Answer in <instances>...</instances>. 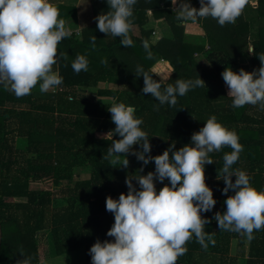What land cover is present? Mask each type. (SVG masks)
I'll return each instance as SVG.
<instances>
[{"label": "trees", "instance_id": "16d2710c", "mask_svg": "<svg viewBox=\"0 0 264 264\" xmlns=\"http://www.w3.org/2000/svg\"><path fill=\"white\" fill-rule=\"evenodd\" d=\"M188 2L200 7L199 0ZM52 5L58 9L59 19L77 15L74 6ZM91 7L92 23L82 26L79 36L72 31L58 44L52 71L63 82L53 93L34 90L38 83L31 94L17 98L0 85V264L25 259L38 264L39 238L44 233L50 236L53 255L84 248L85 264H92L89 249L97 239L114 241L106 235L114 224V214L106 210V198L127 194L126 177L154 172L155 164L150 162L140 172L142 162L131 153L121 156L116 164L102 159L112 139L120 138L111 133L105 136L115 128L108 111L113 104L135 108L151 156L163 154L173 142L176 150L190 144L191 135L215 116L218 123L238 135L243 146L232 168L245 171L251 185L264 191V110L259 104L233 108L221 75L226 68L238 73L261 66L257 55L264 54V0H249L236 22L224 26L211 17L183 26L175 19L171 0H136L129 19L137 26L138 35L129 32L133 45L127 48L120 44V37L97 28L94 18L110 10L107 0H92ZM149 14L163 19L171 35L158 34L152 39L151 29L143 27ZM189 25L193 30L188 34ZM144 40L150 44L151 59L142 47ZM248 47H254V55L248 53ZM77 56L85 57L87 71H73ZM102 59L108 63H101ZM137 66L161 82V91L167 84L175 85L177 79L200 77L205 86L178 95L175 106L160 105L151 95L141 94L144 81L135 75ZM97 98L113 99L114 103ZM134 150H139V145ZM231 151L225 147L210 153L214 163L204 166L205 182L216 204L201 216L211 221L204 225V232L212 235L215 244L206 241L204 249L193 235L176 264H264V228L254 231L249 240L220 230L212 219L216 212L226 211L225 184L217 179V170L223 166V155ZM126 158L129 164L124 168ZM83 170L86 177L80 176ZM232 179L235 182V177ZM32 183L49 187L32 189ZM165 184L169 181L162 187ZM232 240L236 249L230 255Z\"/></svg>", "mask_w": 264, "mask_h": 264}, {"label": "clouds", "instance_id": "9594fccd", "mask_svg": "<svg viewBox=\"0 0 264 264\" xmlns=\"http://www.w3.org/2000/svg\"><path fill=\"white\" fill-rule=\"evenodd\" d=\"M135 3L136 0H107L110 10L94 18L100 32L120 37V44L126 48L133 45L129 18ZM171 4L180 24L211 17L224 26L236 22L249 0H199V8L188 0H171ZM71 34L49 0H0V85L17 98L31 94L38 83L42 93L61 85L62 78L52 67L57 62L59 42ZM95 40L93 36V47ZM142 47L151 59L147 40L142 42ZM247 51L255 53L254 47H248ZM257 56L261 66L253 72L241 69L237 73L226 68L221 73L233 108L259 104L264 110V54ZM101 63L108 61L102 59ZM87 67L84 56H77L72 63L76 73L87 71ZM135 75L143 77L141 94L151 95L160 105L175 106L178 95L184 96L190 89L205 86L200 77L187 81L177 79L175 85L167 84L161 91V82L142 67L137 66ZM108 111L115 128L105 136L111 133L112 137L120 138L112 139L102 159L116 164L121 156L131 153L142 162L140 172L153 161L155 171L127 176V194L121 193L118 199L106 198V210L114 214V224L106 235L114 241L97 239L89 249L92 264H176L186 253L185 245L193 235L204 249L208 243L214 245L212 235L204 232V225L211 221L201 216L216 204L213 191L205 182L204 166L214 163L210 153L225 147L232 151L223 155L224 163L217 170V179L225 184L222 194L227 195L226 211L216 212L212 219L220 230L239 233L249 240L253 239L254 231L264 228V191L251 185L245 171L232 168L243 146L238 135L218 123L215 116L191 135L190 144L176 150L173 142L163 154L151 156V145L146 132L140 128L142 120L134 115L135 108L117 103L108 107ZM134 145H139V150H134ZM128 164L126 158L122 167L127 168ZM166 179L169 184L157 193L154 181L163 183ZM230 190L232 194L228 195ZM17 264L29 262L25 259Z\"/></svg>", "mask_w": 264, "mask_h": 264}, {"label": "rangeland", "instance_id": "374dc122", "mask_svg": "<svg viewBox=\"0 0 264 264\" xmlns=\"http://www.w3.org/2000/svg\"><path fill=\"white\" fill-rule=\"evenodd\" d=\"M89 7H90V4H89ZM82 8H83V6H81L80 10H82ZM181 25L186 26L185 24H181ZM187 29H189L188 30V34L191 33V31L193 30L192 26H190V25L187 26ZM80 30H81V28H80ZM75 33L78 36L80 35V31L78 33L77 32H75ZM194 33H192V37H194V35H195ZM151 36L153 37L152 39H156L157 37H159L157 32L156 33L152 32ZM34 90L40 91V86H36L34 88ZM50 90L53 93L54 88H52ZM97 101L104 102V103H110V104L114 103V100L113 99H109V98H97ZM133 149H135V145L133 146ZM87 174L88 173H87L86 170H83V171L80 172V176L81 177H86ZM154 183H155V187H156V190H157V193H158L159 190L162 188V183H160L159 181H154ZM48 187H49L48 185L41 184V183H32L30 185V188H32V189H45V188H48ZM39 243H40V246H39V261H41L40 264H85L84 248H81L82 252L78 253V254H76L75 252H69V253H65V254H62V255H53L52 254V250H50V249H52V247H51L52 246L51 239H50V236L47 235L46 233H44V235H42L41 238H39ZM235 249H236V241L232 240L231 244H230V252H229V254L233 255L235 253Z\"/></svg>", "mask_w": 264, "mask_h": 264}, {"label": "crops", "instance_id": "0c3cea01", "mask_svg": "<svg viewBox=\"0 0 264 264\" xmlns=\"http://www.w3.org/2000/svg\"><path fill=\"white\" fill-rule=\"evenodd\" d=\"M51 4H61L65 6H74L76 8L77 15L71 16L69 18L62 19L65 21V27L69 29L71 32H79L81 26H84L86 24H90L93 21V15H92V0H49ZM90 4V7H89ZM81 6H83L82 10ZM88 6V7H87ZM145 29H151V32L158 33L163 36H170L171 31L165 21L163 19H155L150 14L147 19V23L143 26ZM131 33L133 35H138V29L137 26L132 25ZM75 252L76 254L81 253L82 249L71 251ZM82 256V255H81ZM41 261H39L38 264H40Z\"/></svg>", "mask_w": 264, "mask_h": 264}]
</instances>
